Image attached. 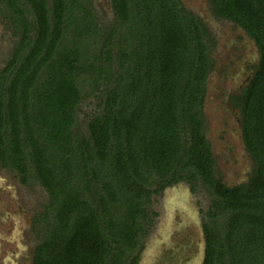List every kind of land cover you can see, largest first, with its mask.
Instances as JSON below:
<instances>
[{"label":"trees","instance_id":"1","mask_svg":"<svg viewBox=\"0 0 264 264\" xmlns=\"http://www.w3.org/2000/svg\"><path fill=\"white\" fill-rule=\"evenodd\" d=\"M110 1L105 38L90 0H0L19 36L0 72V162L37 179L52 212L31 264H138L151 196L199 179L214 195L202 264H264V0H207L259 52L232 96L253 162L233 187L203 132V21L181 0ZM101 81L102 112L75 143L76 107Z\"/></svg>","mask_w":264,"mask_h":264},{"label":"rangeland","instance_id":"2","mask_svg":"<svg viewBox=\"0 0 264 264\" xmlns=\"http://www.w3.org/2000/svg\"><path fill=\"white\" fill-rule=\"evenodd\" d=\"M181 2L203 21L210 37L212 67L205 81L202 112L203 132L212 152L213 176L228 187L246 183L253 162L242 137L241 112L234 107L232 96L240 93L250 80L259 60L257 46L242 28L214 17L207 0ZM89 9L106 38L113 21L111 1L90 0ZM18 42L9 13L2 12L0 6V72ZM104 87L101 81L99 89L86 92L77 105L71 128L75 143L89 139V123L102 112ZM213 198L211 189L200 179L194 182L193 189L190 183L179 182L153 194L146 206L149 219L138 264H202L203 223ZM48 203V192L37 179L23 180L16 169L0 162V264L32 263L33 250L45 234V214L52 213ZM170 207L180 216H171Z\"/></svg>","mask_w":264,"mask_h":264},{"label":"flooded vegetation","instance_id":"3","mask_svg":"<svg viewBox=\"0 0 264 264\" xmlns=\"http://www.w3.org/2000/svg\"><path fill=\"white\" fill-rule=\"evenodd\" d=\"M168 212L171 216L174 214H176V215L178 214L180 216V213H178V211L174 210V208H172V207L168 208Z\"/></svg>","mask_w":264,"mask_h":264}]
</instances>
